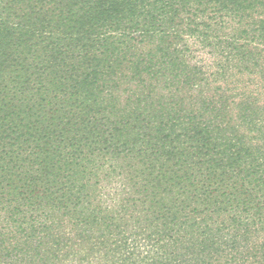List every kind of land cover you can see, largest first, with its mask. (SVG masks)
Instances as JSON below:
<instances>
[{
  "label": "trees",
  "instance_id": "trees-1",
  "mask_svg": "<svg viewBox=\"0 0 264 264\" xmlns=\"http://www.w3.org/2000/svg\"><path fill=\"white\" fill-rule=\"evenodd\" d=\"M0 264H264V0H0Z\"/></svg>",
  "mask_w": 264,
  "mask_h": 264
}]
</instances>
